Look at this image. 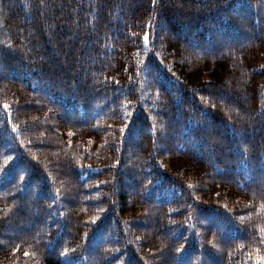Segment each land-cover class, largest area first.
<instances>
[{
    "label": "trees",
    "instance_id": "16d2710c",
    "mask_svg": "<svg viewBox=\"0 0 264 264\" xmlns=\"http://www.w3.org/2000/svg\"><path fill=\"white\" fill-rule=\"evenodd\" d=\"M0 264H264V0H0Z\"/></svg>",
    "mask_w": 264,
    "mask_h": 264
},
{
    "label": "snow or ice",
    "instance_id": "6c2138e0",
    "mask_svg": "<svg viewBox=\"0 0 264 264\" xmlns=\"http://www.w3.org/2000/svg\"><path fill=\"white\" fill-rule=\"evenodd\" d=\"M156 2V0H154V3ZM67 252V250H65V253ZM65 253H61V255H64Z\"/></svg>",
    "mask_w": 264,
    "mask_h": 264
}]
</instances>
